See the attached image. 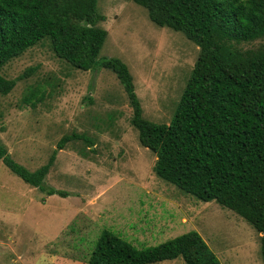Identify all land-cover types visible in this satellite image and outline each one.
<instances>
[{
  "label": "rangeland",
  "instance_id": "obj_1",
  "mask_svg": "<svg viewBox=\"0 0 264 264\" xmlns=\"http://www.w3.org/2000/svg\"><path fill=\"white\" fill-rule=\"evenodd\" d=\"M98 11L108 31L99 59L123 60L145 117L169 123L200 47L153 22L133 0H98ZM240 46L257 49L264 38ZM29 69L32 74L20 78ZM1 74L17 80L9 94H0V139L17 162L36 170L65 135L84 134L95 144L89 148L73 138L58 150L43 185L66 196L25 182L0 159V264H87L104 229L137 248L196 230L221 264H264L263 234L242 216L156 175V154L140 143L129 97L111 69H77L44 39ZM38 87L44 99L26 105L25 94ZM154 264L186 262L179 257Z\"/></svg>",
  "mask_w": 264,
  "mask_h": 264
},
{
  "label": "trees",
  "instance_id": "obj_2",
  "mask_svg": "<svg viewBox=\"0 0 264 264\" xmlns=\"http://www.w3.org/2000/svg\"><path fill=\"white\" fill-rule=\"evenodd\" d=\"M133 1L148 9L153 22L184 33L200 47L169 123L145 117L123 60L99 59L108 31L99 25L105 16L98 0H0V94H9L17 83L1 74L3 66L44 39L77 69H111L129 97L140 143L156 154V175L198 199L215 200L264 233V46H240L264 38V0ZM30 74L32 69L20 78ZM44 95L33 88L23 101L36 106ZM73 138H83L89 148L95 144L84 134L65 135L49 161L30 170L0 139V159L25 182L66 196L43 184L58 150ZM261 240L264 256V234ZM179 257L186 264H221L196 230L137 248L110 229L101 232L87 264H154Z\"/></svg>",
  "mask_w": 264,
  "mask_h": 264
},
{
  "label": "water",
  "instance_id": "obj_3",
  "mask_svg": "<svg viewBox=\"0 0 264 264\" xmlns=\"http://www.w3.org/2000/svg\"><path fill=\"white\" fill-rule=\"evenodd\" d=\"M262 234H264V233H262Z\"/></svg>",
  "mask_w": 264,
  "mask_h": 264
}]
</instances>
